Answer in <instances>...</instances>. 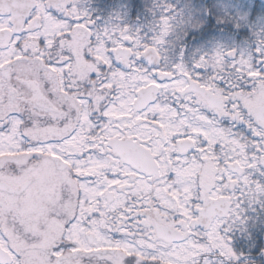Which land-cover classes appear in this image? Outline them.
Segmentation results:
<instances>
[{"label":"snow or ice","instance_id":"obj_1","mask_svg":"<svg viewBox=\"0 0 264 264\" xmlns=\"http://www.w3.org/2000/svg\"><path fill=\"white\" fill-rule=\"evenodd\" d=\"M171 19L144 44L77 0H0V264H245L230 233L264 198V37L160 70Z\"/></svg>","mask_w":264,"mask_h":264},{"label":"flooded vegetation","instance_id":"obj_2","mask_svg":"<svg viewBox=\"0 0 264 264\" xmlns=\"http://www.w3.org/2000/svg\"><path fill=\"white\" fill-rule=\"evenodd\" d=\"M253 4L256 5L255 3ZM259 6L264 7V5L260 4ZM77 7L80 11L86 12L88 17L94 21L92 25L94 31H100L109 27H127L132 33L130 0H77ZM134 22L137 23V21ZM259 34L264 37L263 31H259ZM234 41H237L240 45H247L248 36L235 35L224 37V43ZM257 41L258 40L255 42L256 46H258ZM215 46L217 45H211L212 50ZM160 50L161 54L157 67L158 69L169 70L176 64L183 63L189 71L195 70L194 65L199 60L200 56L209 54L212 51L210 50L207 53H201L199 51L197 54H193L191 59L188 58L187 53L180 51L176 53L177 57L174 60L168 57V49L164 45L160 47ZM222 123L224 127H231L235 133L249 140L252 139L248 134L247 127L241 129L239 125H234L228 121ZM262 172H264V167L249 170V174L253 180L264 184V175H261ZM53 184V178L41 176L32 184L29 192L36 196V202L39 203L41 199H49V194L53 190ZM236 195L239 196V190L236 191ZM242 207L245 209L243 215L246 219V223L243 225L237 224L232 228L230 235L232 236L233 247L238 253L243 254L242 260L245 261V264H264V260H261L260 257L253 252L255 241L257 239L264 240V198L258 197L254 201L245 200ZM39 223L46 227L48 221L45 215L39 217ZM202 230V226H198L196 229V231ZM200 242H203V238H201Z\"/></svg>","mask_w":264,"mask_h":264},{"label":"trees","instance_id":"obj_3","mask_svg":"<svg viewBox=\"0 0 264 264\" xmlns=\"http://www.w3.org/2000/svg\"><path fill=\"white\" fill-rule=\"evenodd\" d=\"M131 1V20L140 21L143 18L146 19V22L149 19H152L155 15H160L161 17H171L170 23L172 25V30L169 32L168 43H171L173 46L169 47L168 53L170 59H176L178 52L183 51L187 53L189 59L193 55L195 50L200 51L201 53H207L212 48L211 45L214 44V41L217 38H214L213 33H204L202 26L204 23L207 13H210L211 17L216 14L215 6L204 1V0H130ZM258 6V4H256ZM174 7L179 11H170ZM168 8V9H166ZM156 10L154 13H151L152 10ZM169 10V12L165 11ZM149 12V15L147 14ZM165 15V16H164ZM136 24V23H135ZM196 25V27H194ZM138 26L134 25L132 33L139 35L146 31L149 28V25L145 26L144 30H137ZM160 29V23L158 24V30ZM157 33L156 35H158ZM213 36V38L210 37ZM175 36H179L176 38ZM175 38V39H173ZM153 38L149 40H144L146 44H152ZM194 50V51H193Z\"/></svg>","mask_w":264,"mask_h":264},{"label":"rangeland","instance_id":"obj_4","mask_svg":"<svg viewBox=\"0 0 264 264\" xmlns=\"http://www.w3.org/2000/svg\"><path fill=\"white\" fill-rule=\"evenodd\" d=\"M204 1L210 4L215 2L213 3V5L215 6L214 12L216 14L213 15L214 17H211L210 13H207L206 15H208V17H205L202 26V30L204 33L206 32L215 33L214 38L217 39L214 41V44L224 45L226 47H236L238 49L247 48L249 51H254V49L257 47L255 44L256 40L262 37L260 36L261 34H259V31L264 32V7L259 5L256 6L253 3L246 0H204ZM166 9L164 10L169 13L172 10L176 12L178 11L176 7H174L170 11ZM155 11L156 10L153 9L151 13H154ZM147 14L149 15V12H147ZM241 17L245 18L243 22H240ZM161 18L162 17L160 15H155L153 16L152 19H149V21L147 22L145 18L138 21L137 23L131 20V27L133 28L134 25H137L138 26L137 30H144L145 26H147V24L149 25V28L140 34L141 43H144V40L150 41L152 38L154 39V37L157 36L156 34L159 33L158 24L160 23ZM209 21H211V24H209ZM237 23H240V27H236ZM169 35L170 34H168V36L164 38V43H163V45L167 49H170L169 47L173 46L171 43H168L169 38L173 37V35L172 36ZM235 35L248 36V41H247L248 44L240 45L238 44L237 41L224 43L225 36H235ZM175 37L179 38V36H175ZM210 37L213 38L212 35H210ZM197 53L198 50H195L193 52V54H197Z\"/></svg>","mask_w":264,"mask_h":264},{"label":"water","instance_id":"obj_5","mask_svg":"<svg viewBox=\"0 0 264 264\" xmlns=\"http://www.w3.org/2000/svg\"><path fill=\"white\" fill-rule=\"evenodd\" d=\"M248 1L253 2V3H258V4H261V5H264V0H248ZM145 63H147V62L145 61ZM155 67L157 68L158 67V64L155 65Z\"/></svg>","mask_w":264,"mask_h":264}]
</instances>
